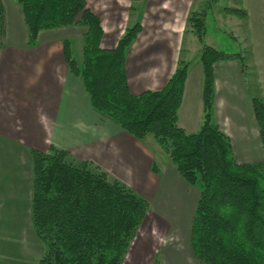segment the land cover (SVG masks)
<instances>
[{
  "label": "trees",
  "instance_id": "1",
  "mask_svg": "<svg viewBox=\"0 0 264 264\" xmlns=\"http://www.w3.org/2000/svg\"><path fill=\"white\" fill-rule=\"evenodd\" d=\"M136 1V0H130ZM28 27V44L41 30L77 25L83 33V59L64 53L70 70L80 77L93 107L140 141L152 135L167 152L176 171L199 190L189 240L201 264H264V157L254 163L237 161L229 136L213 119L218 61L240 53L205 43L206 24L200 16L188 22L201 44L204 115L200 128L179 125L188 62L179 61L162 89L134 94L126 73L127 52L142 31L140 22L126 28L112 48L102 46L104 28L88 0H17ZM233 14L247 11L229 8ZM6 11L0 0V37ZM252 106L264 153V98ZM30 220L46 244L38 264H122L132 241L150 213L148 198L88 160L51 146L32 150ZM157 164V163H156ZM152 165L158 173V166Z\"/></svg>",
  "mask_w": 264,
  "mask_h": 264
},
{
  "label": "crops",
  "instance_id": "2",
  "mask_svg": "<svg viewBox=\"0 0 264 264\" xmlns=\"http://www.w3.org/2000/svg\"><path fill=\"white\" fill-rule=\"evenodd\" d=\"M176 1L179 2L177 8L182 6L176 14L175 24L178 26L166 33L154 30L165 20L164 13L151 15L155 20L152 25L148 19L151 13L149 1L142 0V4L138 2L136 6L133 4L135 1H131L130 11L135 8L142 14V31L126 58L127 79L134 94L162 89L175 72L178 58L182 59L185 35H191L190 41H194L193 31L187 28L188 17L194 3L204 1L192 0L190 4H185V0ZM3 3L6 31L4 37H0V154L4 155L1 156L0 167L11 163L20 167L17 175L23 184L18 194L24 191L28 201H31L32 150L47 152L51 146H55L68 150L78 159L100 166L148 198L150 203L158 198L161 204L170 200L172 207L181 206L177 200L173 201L165 194L169 190L182 192V197H187L190 202L191 211L182 213L178 210L165 215L175 219L177 224L184 215L190 228L199 190L181 177L169 159L162 158L156 164V153L147 144L149 136L140 141L97 111L82 80L70 70L64 53V40L68 39L71 44L69 37L74 32L69 29L81 26L41 30L37 42L29 45V32L21 5L17 0H3ZM254 6L257 18L263 19L264 1ZM246 11V16L237 17L248 19V34L243 39L247 41L249 37L256 53L249 62L242 54L244 66L236 57L215 63L213 118L229 136L237 161L254 163L264 157L252 106L253 97L264 98V36H258V27H255L258 19H253L254 13H249L248 9ZM118 38H113L110 31L104 30L102 46L112 48ZM178 41L179 46L170 43ZM245 45L250 48L248 42ZM176 48L179 54L175 52ZM186 51L184 59L189 65L178 121L182 128L194 132L200 128L204 115L203 67L199 47L197 52L193 51L190 43ZM154 163L158 166V173L152 169ZM7 168L2 169L0 174L10 180L11 177L6 175ZM136 245L137 242L128 253L133 251V257H130L132 262L136 259L142 261L146 256ZM187 254L186 260L173 259L163 251L160 255H164L165 264H182L184 260V264L193 261L198 264L190 249Z\"/></svg>",
  "mask_w": 264,
  "mask_h": 264
},
{
  "label": "rangeland",
  "instance_id": "3",
  "mask_svg": "<svg viewBox=\"0 0 264 264\" xmlns=\"http://www.w3.org/2000/svg\"><path fill=\"white\" fill-rule=\"evenodd\" d=\"M148 1L151 8V13H149L148 19L149 22H152V25L155 20L151 18V15L154 16L155 12H162L165 15V20H162L160 26H157L154 29L155 31L166 33L169 29L171 31V28L178 26L175 24L176 14L182 9V6L177 8L179 2L176 0ZM203 1L204 2L197 1L194 3V6L191 7L189 17L192 15L196 17L198 15L200 16V19H204L206 24V32L204 36L205 43L219 50L243 54L249 62L256 52H254L249 37L247 36V41L243 39V36L248 34V19L245 20L237 17L238 15L229 11V8L248 9L249 13L251 11L254 13L253 19H255L257 18V14L254 4L257 2L262 3L264 0ZM138 2L140 5L142 4V0ZM138 2L135 1L133 4L136 6ZM191 2L192 0H185V4H190ZM88 3L93 10L95 9L98 11L99 14H97L101 18L104 30L106 32L110 31L111 36H113V38L115 37V39L119 37L118 40L124 35L126 28L140 22L142 18V14L137 9L136 11L135 8H132L130 11L131 1L129 0H88ZM257 19L258 23L255 24V27H258V36L261 37L264 36V16L263 19ZM187 28L191 30L193 28L192 24L188 23ZM69 30H73L72 32H74V35L69 37L71 40L70 47L72 57L77 61H82L83 33L85 28L74 27V29L72 28ZM19 31L20 30L18 29L17 32ZM193 36V39H191L194 41L192 42L190 41L191 35L188 34H186L182 40V59L180 57V59L178 58L177 67L179 61L183 60L184 62H187L184 58L187 54V46L190 45V43L193 46V51L197 52V47H199V49L201 48L197 35L194 33ZM245 42L249 43L250 48L245 45ZM170 43L179 46V41ZM194 47H196L195 50ZM175 52H178L177 48ZM197 53H199V50ZM190 55L192 56V54ZM175 58L176 56L173 57V60H175ZM147 144L155 151L157 164L162 161V158L169 159L167 152L152 135H149ZM3 155L4 154H0V159ZM6 168V175H8V177L10 176L11 179L7 180L6 176L4 178L0 174V264H38L39 259L46 251V244L40 239L31 224L30 202L23 193L24 191L22 194H18L22 187L21 184H23V182L18 179L17 175L20 171V167L15 163H11L4 167H0V172H2V169L4 170ZM109 175L113 177L111 174ZM178 193L177 190H169L166 192L165 196H168L173 201L177 200V203L181 206L172 207L170 205V200H168L167 203L162 204L159 202L158 198L152 200L150 213L142 223L131 244L133 248V245L137 242L136 248H138L140 252H144V254L146 253V256H143L144 258L142 261L136 259L132 262L130 258L133 254L132 251V253L126 255L122 264H165L163 263L164 255H160L161 251L165 252L166 255L168 254V256L171 255L173 259L185 258L186 260L188 250L190 249V228L186 222V218L183 215V217L179 218V223L177 224L175 219L165 215L167 212H176L178 210L182 213L191 211L192 208L188 198H185L184 196L182 197V192L179 193L180 195ZM180 229L182 231H180ZM143 237H146V239L143 240ZM137 255L140 256L139 253ZM185 260L182 264H184ZM189 263L197 264L194 261ZM198 264L201 263L198 262Z\"/></svg>",
  "mask_w": 264,
  "mask_h": 264
}]
</instances>
